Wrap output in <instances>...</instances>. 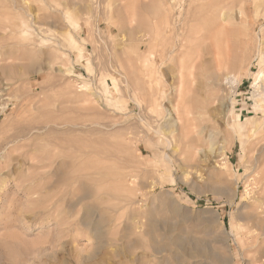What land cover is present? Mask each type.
Wrapping results in <instances>:
<instances>
[{
	"label": "rangeland",
	"instance_id": "1",
	"mask_svg": "<svg viewBox=\"0 0 264 264\" xmlns=\"http://www.w3.org/2000/svg\"><path fill=\"white\" fill-rule=\"evenodd\" d=\"M263 176L264 0H0V264H264Z\"/></svg>",
	"mask_w": 264,
	"mask_h": 264
},
{
	"label": "bare ground",
	"instance_id": "2",
	"mask_svg": "<svg viewBox=\"0 0 264 264\" xmlns=\"http://www.w3.org/2000/svg\"><path fill=\"white\" fill-rule=\"evenodd\" d=\"M217 2H218V1H217ZM170 24H171V23H170V20H169L168 18H165V19H164V22L162 23V28H161V29H162L163 31H167V30H169V29L175 31V28H173L174 26H170ZM222 27H223V26H222ZM223 28H224V27H223ZM224 29H226V28H224ZM222 30H223V29H222ZM192 32H193V31H192ZM223 32H224V30H223ZM221 34H222V32H221ZM188 35H189V34H188ZM209 35H210V34H209ZM224 35H226V34H224ZM179 37H180V36H179ZM181 39H183V40L186 41V42L188 41V37H185V36H184L183 38H181ZM216 40H217V39H216ZM184 41H182V42H184ZM221 42H224V45L228 48V39L225 38L224 40H221ZM173 44H175V43H173ZM222 44H223V43H222ZM171 46H172V45H171ZM173 47H174V45H173ZM173 47H171V48L173 49ZM211 47H212V46H211ZM175 50H176V49H175ZM227 50H228V49H227ZM151 73H152V72H151ZM151 76H152V75H149V77H151ZM146 78H147V77H146ZM183 88H184V82L182 81V77H181V85H180V92H181V95L183 94ZM174 112H175V114H177V110L174 109L173 112H171V113L169 112V116L174 115ZM167 113H168V112H167ZM167 117H168V116H167ZM168 120L172 122L173 119H169V118H168ZM175 120H176V121L173 123V125H171L172 127H175V126H174L175 123H176L177 125H181V124H179V121H178L177 118H175ZM172 127H171V128H172ZM171 128H170L169 131H170V133H171L170 135L172 136V138H173L174 140L176 139L175 136L177 135V132H179V133H178V137L182 138V140L187 138V134H186V132H185L186 128H184L183 125H181V129H180V131L178 130L179 128H178V129H174V128H172L173 130H172ZM167 130H168V129H167ZM169 131H168V132H169ZM183 141H184V140H183ZM185 141H186V140H185ZM185 141H184V142H185ZM187 141H188V139H187ZM187 141H186V142H187ZM186 142H185V143H186ZM174 143H175V142H174ZM176 143H177V141H176ZM188 143H189V142H188ZM174 146H175V144H174ZM176 146H177V145H176ZM186 147H187V146H186ZM173 148H174V147H172V149H173ZM178 148H179V147H178ZM184 149H185V148H184ZM186 150H187V149H186ZM173 151H174V150H173ZM177 151H178V150H177ZM195 153H197V152H195ZM187 154H188V153H187ZM262 173H263V172H262ZM259 175H261V177H262L261 172H260V174L258 173V176H259ZM263 177H264V176H263ZM257 181H258V180H257ZM262 182H264V181H262ZM263 185H264V184H263ZM261 187H262V186H261ZM260 189H261V188H260ZM263 189H264V188H263ZM259 194H260V193H259ZM261 196H262V195H261ZM263 198H264V197H263ZM263 198H261V199H263ZM263 200H264V199H263ZM261 201H262V200H261ZM257 204H258V203H257ZM261 204H262V203H261ZM259 206H260V205H259ZM258 215H259V214H258ZM263 225H264V224H263ZM253 232H254V231H253ZM263 233H264V232H263ZM260 234H262V233H260ZM256 261H257V260H256ZM257 263H258V262H257Z\"/></svg>",
	"mask_w": 264,
	"mask_h": 264
}]
</instances>
